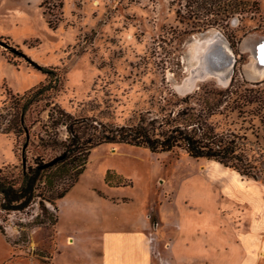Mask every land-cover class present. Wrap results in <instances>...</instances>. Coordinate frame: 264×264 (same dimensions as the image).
I'll return each mask as SVG.
<instances>
[{
    "label": "rangeland",
    "instance_id": "obj_1",
    "mask_svg": "<svg viewBox=\"0 0 264 264\" xmlns=\"http://www.w3.org/2000/svg\"><path fill=\"white\" fill-rule=\"evenodd\" d=\"M232 6L233 0H0V114L9 118V95L44 82L52 70L51 101L64 111L113 125L141 114H195L238 141L264 177V76L241 47L247 36L264 38V0H241L234 12ZM209 43L210 51L219 43L230 51L228 78L202 69L211 66L202 54ZM40 134L34 124L29 140ZM21 143L0 132V167L19 166ZM253 183L262 184L178 148L152 152L101 143L89 149L82 172L57 203L45 202L47 214L57 205L54 226L32 223L35 214L46 216L37 199L23 212L0 211V264H50L55 246L56 259L71 253L66 235L82 229L84 239L75 244L92 248L132 221L144 223L160 264H172L171 248L185 244L199 251L196 245H205L201 252L208 255L215 238L217 249L227 247L218 251L223 264H260V235L246 234L248 251L236 242L264 221V206L247 204H264V189Z\"/></svg>",
    "mask_w": 264,
    "mask_h": 264
},
{
    "label": "trees",
    "instance_id": "obj_2",
    "mask_svg": "<svg viewBox=\"0 0 264 264\" xmlns=\"http://www.w3.org/2000/svg\"><path fill=\"white\" fill-rule=\"evenodd\" d=\"M239 2L233 0L232 12ZM55 80L53 71L48 70L44 82L21 95H9V118L0 114V132H12L22 141L19 166L0 167V211L23 212L37 199L40 211L46 216L40 219L35 214L32 223L54 226L56 213L47 214L45 202L53 205L67 192L82 172L89 149L101 143H124L152 152L178 148L189 157L214 160L264 184V177L239 151L238 141L215 133L198 115L180 111L173 116L141 114L135 122L126 125L75 116L51 101ZM34 124L41 130L35 143L29 140V130ZM29 146L31 158L26 160ZM108 177L104 176L103 180L112 186Z\"/></svg>",
    "mask_w": 264,
    "mask_h": 264
},
{
    "label": "crops",
    "instance_id": "obj_3",
    "mask_svg": "<svg viewBox=\"0 0 264 264\" xmlns=\"http://www.w3.org/2000/svg\"><path fill=\"white\" fill-rule=\"evenodd\" d=\"M246 181V180H244ZM248 182V181H246ZM250 183V182H249ZM260 188L264 189V185L253 183ZM57 203V200H56ZM243 204H245L243 202ZM251 208L259 209L264 204L260 201H252L247 203ZM263 210V209H262ZM56 221H57V205H56ZM264 222V221H263ZM260 222V225L256 228L249 226L244 232L238 234L240 239L238 241H244V244L239 243L240 250L248 251L250 248L248 238H245L248 234L258 237L260 235V252L262 253V258H260V264H264V223ZM56 223V222H55ZM147 228L142 222L140 226L136 224L135 221L125 223L117 229H111L109 236L103 234L102 242L92 248L84 246L83 244H75V240L82 241L84 236L82 234V229H79L75 232V235H66L67 245H71V253L68 252L64 259H56L58 250L55 246V249L49 258L50 264H160L157 259L153 257L152 247L149 246L147 240ZM260 233V234H259ZM247 234V235H246ZM81 235V236H80ZM78 238V239H77ZM245 238V239H244ZM169 239V237H168ZM167 239V240H168ZM216 238L214 239V244L212 245V251L208 255L202 254L201 251H205L204 246H197L201 251L196 250L195 246L181 245L177 248H171L170 255L174 257L172 264H223L225 259L221 258L218 255L219 250L226 251L227 247L223 249H217L215 245ZM246 243V246H245ZM164 248L168 247L167 242L162 246ZM171 247V246H170ZM194 249V252H191V249ZM157 250V249H156ZM187 251V253H186ZM192 254H191V253ZM94 254V255H93ZM161 261H167L162 259Z\"/></svg>",
    "mask_w": 264,
    "mask_h": 264
},
{
    "label": "bare ground",
    "instance_id": "obj_4",
    "mask_svg": "<svg viewBox=\"0 0 264 264\" xmlns=\"http://www.w3.org/2000/svg\"><path fill=\"white\" fill-rule=\"evenodd\" d=\"M216 38H218V37L215 36V38L212 40V42H215ZM198 41L200 43H204L205 40L199 38ZM219 42H220V40H219ZM263 42H264V38H258V37L250 35V36L245 37V39L242 41V44H241V47L247 49L248 53L255 60L254 61L255 71L258 72V75L260 78L264 76V51H262V49H264V44H261ZM258 44H260V47H258V49H257L256 46ZM206 45H207V43H206ZM202 47H204V46H202ZM205 47H207V46H205ZM207 49L208 48H204V50L202 52V54H204V56L208 52ZM229 52L226 49V46H223V43L217 44L215 59L212 61H209L211 66H208L206 64L204 66H201L202 69H205V70L207 69L208 72L212 76L220 77V78H225V77L228 78L229 74H230L229 70H230L231 64H232V57H231V54ZM256 52H257V55H256ZM198 69H197V71H198ZM199 70H201V69H199Z\"/></svg>",
    "mask_w": 264,
    "mask_h": 264
},
{
    "label": "water",
    "instance_id": "obj_5",
    "mask_svg": "<svg viewBox=\"0 0 264 264\" xmlns=\"http://www.w3.org/2000/svg\"><path fill=\"white\" fill-rule=\"evenodd\" d=\"M213 43H215V42H213ZM213 43L210 44V45L208 46V49H209V48L211 49V47L213 46ZM263 43H264V42H263ZM210 49H209L208 52L206 53L205 57L209 58V61H212V60L215 59L216 48H215L214 50H211V51H210ZM257 49H258V48H257ZM256 55H257V52H256ZM208 64H210V63H208ZM21 161L23 162V158H21Z\"/></svg>",
    "mask_w": 264,
    "mask_h": 264
},
{
    "label": "flooded vegetation",
    "instance_id": "obj_6",
    "mask_svg": "<svg viewBox=\"0 0 264 264\" xmlns=\"http://www.w3.org/2000/svg\"><path fill=\"white\" fill-rule=\"evenodd\" d=\"M261 44H264V43H261ZM256 47H257V48L260 47V44H258Z\"/></svg>",
    "mask_w": 264,
    "mask_h": 264
},
{
    "label": "snow or ice",
    "instance_id": "obj_7",
    "mask_svg": "<svg viewBox=\"0 0 264 264\" xmlns=\"http://www.w3.org/2000/svg\"><path fill=\"white\" fill-rule=\"evenodd\" d=\"M262 51H264V49H262Z\"/></svg>",
    "mask_w": 264,
    "mask_h": 264
}]
</instances>
